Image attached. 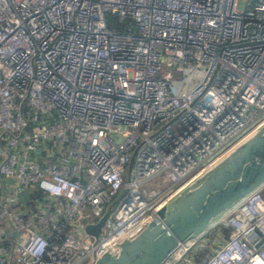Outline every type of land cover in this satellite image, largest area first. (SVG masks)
<instances>
[{
	"label": "built area",
	"instance_id": "built-area-1",
	"mask_svg": "<svg viewBox=\"0 0 264 264\" xmlns=\"http://www.w3.org/2000/svg\"><path fill=\"white\" fill-rule=\"evenodd\" d=\"M262 122L264 0H0V264H94ZM163 264H264V187Z\"/></svg>",
	"mask_w": 264,
	"mask_h": 264
},
{
	"label": "water",
	"instance_id": "water-1",
	"mask_svg": "<svg viewBox=\"0 0 264 264\" xmlns=\"http://www.w3.org/2000/svg\"><path fill=\"white\" fill-rule=\"evenodd\" d=\"M263 187L264 122L174 192L158 208L157 221L94 264H163L179 243L200 237ZM111 211L86 232L98 238Z\"/></svg>",
	"mask_w": 264,
	"mask_h": 264
},
{
	"label": "crops",
	"instance_id": "crops-1",
	"mask_svg": "<svg viewBox=\"0 0 264 264\" xmlns=\"http://www.w3.org/2000/svg\"><path fill=\"white\" fill-rule=\"evenodd\" d=\"M16 186L15 179L12 178H3L0 183V199L4 196V194L14 188ZM36 188H28L23 190L19 196L17 203L15 205V210L25 213V214H37L43 211V207H45L44 200H33L31 199V194L35 191Z\"/></svg>",
	"mask_w": 264,
	"mask_h": 264
},
{
	"label": "rangeland",
	"instance_id": "rangeland-1",
	"mask_svg": "<svg viewBox=\"0 0 264 264\" xmlns=\"http://www.w3.org/2000/svg\"><path fill=\"white\" fill-rule=\"evenodd\" d=\"M203 72H204V69H202V70H197L196 72L193 71L192 69H190V70L187 69V70L185 71L184 75L181 76V77H179V76H177V75L175 74V77L178 79V84H177V86H178L179 88H183V87H185V88H187L188 90L192 89V88L194 87V85L196 84V82L198 81V79L200 78V75L203 74ZM189 77L191 78V80L187 83L186 86H184L183 83L186 82L187 79H188ZM196 80H197V81H196ZM13 264H17V263L14 262ZM83 264H89V261H86V262L83 263Z\"/></svg>",
	"mask_w": 264,
	"mask_h": 264
},
{
	"label": "trees",
	"instance_id": "trees-1",
	"mask_svg": "<svg viewBox=\"0 0 264 264\" xmlns=\"http://www.w3.org/2000/svg\"><path fill=\"white\" fill-rule=\"evenodd\" d=\"M31 199L33 200H44L43 194L38 190L35 189V191L31 194Z\"/></svg>",
	"mask_w": 264,
	"mask_h": 264
}]
</instances>
